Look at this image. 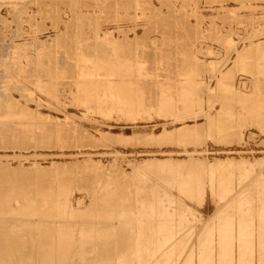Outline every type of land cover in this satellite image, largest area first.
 <instances>
[{
  "label": "rangeland",
  "instance_id": "obj_1",
  "mask_svg": "<svg viewBox=\"0 0 264 264\" xmlns=\"http://www.w3.org/2000/svg\"><path fill=\"white\" fill-rule=\"evenodd\" d=\"M262 219L264 0H0V264H259Z\"/></svg>",
  "mask_w": 264,
  "mask_h": 264
},
{
  "label": "bare ground",
  "instance_id": "obj_2",
  "mask_svg": "<svg viewBox=\"0 0 264 264\" xmlns=\"http://www.w3.org/2000/svg\"><path fill=\"white\" fill-rule=\"evenodd\" d=\"M259 184H260V183H259ZM3 205H4V204H3ZM262 218H263V217H262ZM263 220H264V219H262V221H263ZM262 221H261V222H262ZM263 224H264V222H263ZM263 224H262V225H263ZM245 225H246V224H245ZM252 225H253V224H252ZM259 225H261V224H259ZM257 226H258V225H257ZM263 226H264V225H263ZM244 227H246V226H244ZM250 227L252 228V226H250ZM254 227H255V226H254ZM217 228H218V227H217ZM224 228H225V227H224ZM246 228H248V227H246ZM261 228H262V227H261ZM263 228H264V227H263ZM163 229H164V228H163ZM225 229H226V228H225ZM234 229H235V227H234ZM239 229H240V228H239ZM239 229H236V231H238ZM254 229H255V228H254ZM246 230H247V229H246ZM255 230H256V229H255ZM255 230H254V232H253V233H254V236H255V233H256ZM257 230H258V229H257ZM257 230H256V231H257ZM172 231H173V230H172ZM242 231H243V229H242ZM260 231H262V229H261V230L259 229V233H257V235L260 234V233L262 234V233L264 232V231H262V232H260ZM13 232H14V231H13ZM16 232H17V231H16ZM145 232H146V231H145ZM218 232H219V231H218ZM245 232H246V231H245ZM18 233H19V232H18ZM241 233H242L241 235H244V236H245V234H246L247 232H246L245 234H243V232H241ZM162 234H163V233H162ZM226 234H227V233H225V234H223V235H226ZM251 234H252V233H251ZM261 234H260V235H261ZM61 235H62V234H61ZM203 235H204V234H203ZM223 235H222V236H223ZM233 235H234V234H233ZM233 235H232V236H233ZM239 235H240V234H239ZM239 235H238V236H239ZM66 236H67V234H66ZM206 236H207V235H206ZM218 236H219V235H218ZM226 236H227V235H226ZM228 236H229V235H228ZM228 236L226 237V240H227L228 238L231 237V236H229V237H228ZM234 236L236 237V235H234ZM244 236H243V237H244ZM246 236H247V235H246ZM258 236H259V235H258ZM62 237H63V236H62ZM235 237H233L232 240H235V239H234ZM239 237H240V236H239ZM241 237H242V236H241ZM261 237H262V235L260 236V238H259V237H258V238H259V239H262V238L264 237V233H263V237H262V238H261ZM164 238H165V237H164ZM203 238H204V237H203ZM212 238H213V237H212ZM223 238H224V240H225V237H223ZM236 238H237V237H236ZM68 239H69V238H68ZM158 239H159V238H158ZM172 239H173V238H172ZM204 239H206V238H204ZM204 239H203V240H204ZM221 239H222V238H221ZM221 239H220L221 244L218 242V243H219L218 246H220V245H222V244L224 245V243H225L224 246H226V244H227V247H229V246H228L229 244L226 243V242L229 241L231 238L228 239L227 241H224V240H223L224 243H222V240H221ZM263 239H264V238H263ZM210 240H211V238H210ZM210 240H209V242H206V241H207V239H206V241H205L206 244H207L206 246H209V245H210L209 247H212V246H214V245L211 246V244H208V243H210ZM212 240H213V239H212ZM212 240H211V241H212ZM218 240H219V239H218ZM237 240H239V242L242 240L241 242L243 243V238H242L241 240H240V238L237 239ZM244 240H246V237H245ZM253 240H254V239H253ZM253 240H252V241H253ZM13 241H14V240H13ZM166 241H167V240H166ZM199 241H200V240H199ZM199 241H197V243H198ZM201 241H202V238H201ZM246 241H247V240H246ZM259 241H260V240H259ZM262 241H263V240H262ZM262 241H260V244L262 243L261 245L264 246V243H263ZM6 242H7V241H6ZM160 242H161V241H160ZM168 242H171V240H170V241H167V243H168ZM179 242H180V241H179ZM214 242H215V241H214ZM214 242H212V244H213ZM230 242H231V240L229 241V243H230ZM239 242L237 241V244H239ZM250 242H251V241H250ZM250 242H249V241H248V242H245V246H247V247H245V246H244V247L247 248L246 250H248V249L251 248V247H250V248L248 247V246H249L248 243H250ZM257 242H258V241H257ZM4 243H5V242H4ZM165 243H166V242H165ZM165 243L162 241V243L159 244V247L162 248L161 244L163 245V244H165ZM167 243H166V244H167ZM199 243H200V242H199ZM232 243H233V241H232ZM242 243H241V245H240L241 248L243 247L242 245H244V243H243V244H242ZM203 244H204L203 246L206 247L204 242H203ZM216 244H217V241H216ZM216 244H215V245H216ZM246 244H247V245H246ZM258 244H259V243H258ZM260 244H259L257 250L262 249V247L259 248V247H260ZM230 245H231V244H230ZM234 245H235V243H234ZM250 245H252V244H250ZM254 245H255V244H254ZM163 246H164V245H163ZM203 246H201V247H203ZM154 247H155V246H154ZM220 247H222V246H220ZM11 248H12V247H11ZM151 248H152V247H151ZM155 248H156V247H155ZM155 248H153V251H155ZM157 248H158V246H157ZM168 248H169V247H168ZM170 248H171V246H170ZM212 248L216 249L215 247H212ZM223 248H224V247H222V250H223ZM225 248H226V247H225ZM225 248H224V249H225ZM233 248H235V247L232 246V249H233ZM238 248H239V247H238ZM253 248H254V247H252V249H253ZM263 248H264V247H263ZM147 249H148V248H147ZM158 249H159V248H158ZM158 249H157V251H158ZM164 249H165V248H163L162 250H163V252H164V254H165V253H167V252H165ZM166 249H167V247H166ZM172 249H173V247H172ZM199 249H200V248H199ZM204 249H205V248H203L202 250H204ZM207 249H208V247H207ZM207 249H206V250H207ZM210 249H211V248H210ZM210 249H208V251H209L210 253L206 254L207 256H208L209 254H211ZM214 249H213V250H214ZM227 249H228V248H227ZM227 249H225V250L227 251ZM242 249H243V248H242ZM254 249H255V248H254ZM13 250H14V249H13ZM148 250H149V249H148ZM148 250H146V251H148ZM159 250H160V249H159ZM162 250H160V251H162ZM168 250H169V249H168ZM174 250H175V249H174ZM211 250H212V249H211ZM222 250H219L220 252H217V253H219V255L223 254L224 252H223ZM225 250H224V251H225ZM236 250H238V249H236ZM246 250L243 249V251H246ZM9 251H10V250H9ZM153 251H152V252H153ZM208 251H207V252H208ZM215 251H218V250H215ZM228 251H230V252H227V253L225 252V254L233 255V254H232L233 251H231L230 249H228ZM253 251H254V250H253ZM263 251H264V250H263ZM67 252H68V251H67ZM205 252H206V251H205ZM212 252H214V251H212ZM222 252H223V253H222ZM234 252H235V251H234ZM241 252H242V251H241ZM241 252H239V253H241ZM246 252H247V251H246ZM246 252H244V253H246ZM260 252H262V251L260 250ZM140 253H141V252H140ZM220 253H221V254H220ZM237 253H238V252H237ZM244 253L242 252V255H243ZM58 254H59V253H58ZM152 254H154V253H152ZM167 254H168V253H167ZM200 254H201V253H200ZM204 254H205V253H204ZM260 254H261L262 256H259V257H260V258H259V259H260V263H259V264H264V255H263L264 252H263V254H262V253H260ZM49 255H50V254H49ZM139 255H140V254H139ZM158 255L160 256V253H159ZM202 255H203V254H201L200 256H202ZM206 255H204V257H205ZM212 255H213V253L210 255V257H211ZM214 255H216V254L214 253ZM214 255H213V257H215ZM240 255H241V254H237L236 257H238V256H240ZM247 255H248V254H247ZM247 255H246V256H247ZM253 255H254V252H253ZM51 256H52V255H51ZM140 256H141V255H140ZM153 256H154V255H153ZM161 256H163V258H164V255H161ZM221 256H222V255H221ZM221 256H218V254L216 255V257H218V258L220 257L219 259H222V258H223V259H224V258L227 259V256H226V257H225L224 255H223L224 257H223V256L221 257ZM234 256H235V255H233V257H234ZM193 257H194V256H193ZM210 257H208L209 259L206 260V262H207L206 264L210 263V261H208V260H210ZM229 257H231V256H229ZM82 258H83V257H82ZM157 258H159V257L157 256ZM200 258H201V257H200ZM202 258H203V257H202ZM231 258H232V257H231ZM239 258H241V257H239ZM244 258H247V257H245V255H244ZM248 258H249V257H248ZM248 258H247V259H248ZM252 258H253V257H252ZM133 259H134V257H133ZM142 259H143V257H142ZM142 259H141V261H145L144 259H143V260H142ZM159 259H160V258H159ZM172 259H173V258H172ZM190 259H191V258H190ZM214 259H215V258H213V260L211 261L212 264L215 263V262H220V261H221V260H220V261H214ZM219 259H218V260H219ZM228 259H229V258H228ZM228 259H227V260H228ZM234 259H235V258H234ZM259 259L257 258V261H258ZM73 260H74V259H73ZM84 260H85V259H84ZM131 260H132V259H131ZM135 260H136V259H135ZM138 260H139V259H138ZM162 260H163V262H164V259H162ZM162 260H161V262H162ZM229 260H231V259H229ZM229 260H228V261H229ZM236 260H237V259H236ZM236 260H235V261H236ZM238 260H240V259H238ZM244 260H245V259H244ZM250 260H251V259H250ZM250 260H249V261H250ZM48 261H49V260H48ZM189 261H190V260H189ZM198 261H199V260H198ZM204 261H205V260H203V263H204ZM235 261H234V262H235ZM240 261H243V258H241ZM249 261H248V262H249ZM257 261H256V262H257ZM70 262H71V261H70ZM191 262H192V260H191ZM221 262H223V260H222ZM230 262H233V259H232ZM230 262H229V263H230ZM254 262H255V260H254ZM40 263H42V261H41ZM129 263H130V262H129ZM129 263L127 262V264H129ZM189 263H190V262H189ZM197 263H198V262H197ZM199 263H200V261H199ZM199 263H198V264H199ZM224 263H225V262H224ZM229 263H228V264H229ZM237 263H239V261H238ZM237 263H236V264H237ZM241 263H242V262H241ZM243 263H244V262H243ZM246 263H247V260H246V262H245L244 264H246ZM250 263H253V262L250 261ZM125 264H126V263H125ZM142 264H143V263H142ZM145 264H146V263H145ZM161 264H162V263H161ZM201 264H202V261H201ZM215 264H216V263H215ZM217 264H220V263H217ZM222 264H223V263H222ZM226 264H227V261H226ZM230 264H232V263H230ZM239 264H240V263H239ZM248 264H249V263H248ZM254 264H255V263H254ZM257 264H258V262H257Z\"/></svg>",
  "mask_w": 264,
  "mask_h": 264
}]
</instances>
